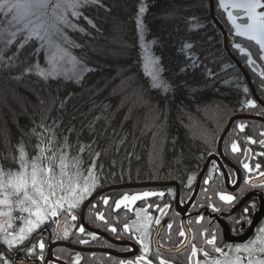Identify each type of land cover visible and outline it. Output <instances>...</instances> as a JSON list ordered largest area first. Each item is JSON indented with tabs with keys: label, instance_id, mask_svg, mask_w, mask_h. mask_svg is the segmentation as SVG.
I'll list each match as a JSON object with an SVG mask.
<instances>
[{
	"label": "trees",
	"instance_id": "trees-1",
	"mask_svg": "<svg viewBox=\"0 0 264 264\" xmlns=\"http://www.w3.org/2000/svg\"><path fill=\"white\" fill-rule=\"evenodd\" d=\"M212 3L215 18L211 13ZM101 4L86 6L82 17L74 21L83 31L67 32L69 39L78 45L70 48V53L92 69L83 79L60 77L45 83L0 76V166L16 170L18 147L23 144L29 156L34 155L38 142L34 132L42 131V123L50 126L58 144L67 139L70 156H79L84 170L95 160L99 179L90 197L103 192L91 202L95 206L89 205L86 209L88 225L106 237L129 240L131 233L124 232L120 217L129 218L136 212L128 213L129 209L123 205L116 210V201L126 194L164 192L163 197L139 200L135 208H147L148 213L152 212V222L159 219V224L164 225L159 238L165 246L178 247L183 243L185 235L181 236L180 232L186 219L192 243L184 252H179V257H185L188 262L194 245L198 250L197 259L203 264L204 251L218 256L205 243L213 234L216 246L224 248L226 244L244 243L256 228L264 225V188L245 184V180H256L258 172L253 169L248 173L243 167V163L252 164L253 168L259 163V171H264V146L260 143L264 140V115L261 114L264 83L234 45L240 43L251 52L257 60L258 71H264V61L259 60V49L254 42L234 34L227 12L233 11L234 16L242 13L221 8L219 0H144V33L156 40L155 51L168 84V91L160 93L151 87L139 63L136 16L141 0H101ZM239 65L248 74L260 100L255 98ZM248 99L255 100L257 107H245ZM232 118L235 120L222 148L234 164L226 167L231 183L237 181V171H241V184L231 193L236 200L227 205L219 199L220 193L229 192L220 165L213 161L196 199L183 216L176 209L174 184L180 186V204L187 205L204 166L218 152L219 138ZM240 124L245 126L243 131ZM233 143L242 145V152H246L243 161L240 150L232 151ZM90 197L74 210L78 219ZM102 198L108 199L107 205ZM252 203L256 206L254 210L250 207ZM210 205L219 211H212ZM246 207L249 211L245 214ZM164 208L165 213L161 211ZM101 214L103 219L98 218ZM245 215L251 219L250 225L241 220ZM201 216L203 219L197 222ZM238 220L241 223H236ZM47 224L48 221L29 235L39 242L37 247L40 240L48 238L41 233ZM111 225H122L114 236L110 234ZM78 229L71 238L75 245L83 238ZM84 233L90 237L88 247H114L102 234L86 228ZM57 254L61 255L60 251ZM10 255L14 259L20 257L17 250ZM88 258L90 264H109L112 259L116 260L102 254Z\"/></svg>",
	"mask_w": 264,
	"mask_h": 264
},
{
	"label": "snow or ice",
	"instance_id": "snow-or-ice-1",
	"mask_svg": "<svg viewBox=\"0 0 264 264\" xmlns=\"http://www.w3.org/2000/svg\"><path fill=\"white\" fill-rule=\"evenodd\" d=\"M90 4L103 6L101 0H0V17L3 18L0 23V51L16 44L17 53H19L20 50L31 45L33 54L41 52L46 54V67H42L39 62H34L25 69L26 73H34L45 82L60 77L76 81L83 79L84 75L92 69L71 55L69 49L78 47V45L69 39L67 32L69 30L83 31L74 21L82 17L83 9ZM219 6L242 13V15L234 16L233 11L227 12L228 20L235 29L234 34L254 42L259 49V60L264 61V11H261L264 10V0H219ZM145 11L146 6L141 3L136 16V27L141 36L144 32L142 17ZM238 19L242 22L237 23ZM88 23L91 21L89 20ZM234 47L242 56L247 57V65L264 83V71H258L257 60L253 59L251 52L242 47L240 43H236ZM66 63L72 65L70 73L62 70ZM150 66L152 86L166 91L168 85L161 81L158 62L154 58L150 61ZM244 92H248L246 87ZM245 107L254 109L257 107V102L248 99L245 101ZM261 114L264 115V109ZM239 127L243 131L245 126L240 124ZM40 128L41 132H34L38 137L34 155L29 156L24 145L21 144L16 157L17 169L5 170L0 166V234H3V243L9 248L22 243L49 219L54 220L62 214L63 219L54 220V222L57 235L67 238L68 229L71 226L69 218L73 221L77 219L74 210L79 208L98 186L99 178L95 172V160L87 170H84L81 158L70 156V146L66 138L63 144H58L55 132L50 126L42 123ZM260 143L264 146V140ZM231 147L233 152L239 151L236 143H233ZM83 151L82 146L80 152L83 153ZM243 167L248 173L253 171L248 163H243ZM260 167L259 163L255 165V170L258 172L256 180H245V184L251 188H264V171H259ZM164 195V192L150 191L131 196L126 194L116 201L115 208L119 209L123 205L125 209H129V206L138 200L147 201L149 197H163ZM102 199L107 205L108 199ZM219 199L227 205H232L236 197L222 192L219 194ZM166 207L168 205H165ZM210 207L214 212L219 211L214 206L210 205ZM250 207L254 210L255 203H252ZM248 211L249 208L246 207L245 214ZM14 212H19L21 215L14 216ZM135 214L137 219L132 222L131 227L141 233L137 239L143 254L135 260L127 261V264H152V261L148 259L149 244L145 243V240L149 235V227L153 218L148 215L147 208H138ZM98 218L103 219V215L101 214ZM202 219V216L199 217L197 222ZM16 220L22 222L18 231L14 228ZM241 220L249 225L252 223L246 215L242 216ZM155 223L159 224L160 220L156 219ZM236 223H241V221L238 220ZM171 227L172 225L169 224L168 228ZM128 229L129 225H125V231ZM243 230L241 227L240 231ZM79 231L84 233L85 228L81 226ZM111 231L115 232L116 229L112 228ZM89 234L93 239L96 238L95 234ZM180 235L184 236L185 232L181 230ZM80 242L87 243L85 240ZM205 243L210 245L212 251L218 256H210L209 252L204 251L203 264H264V225L256 228L253 236L241 244H226L224 248L217 247L215 234L210 239H206ZM39 247L43 251V242ZM197 251L193 245L192 257L197 255ZM0 261H3V264H9L3 255H0ZM121 264L124 262L122 261ZM159 264H167V262L160 259ZM196 264H201V262L197 261Z\"/></svg>",
	"mask_w": 264,
	"mask_h": 264
},
{
	"label": "flooded vegetation",
	"instance_id": "flooded-vegetation-1",
	"mask_svg": "<svg viewBox=\"0 0 264 264\" xmlns=\"http://www.w3.org/2000/svg\"><path fill=\"white\" fill-rule=\"evenodd\" d=\"M238 186L234 188V190H236ZM138 201H136L134 204L129 206L130 210L128 213L136 212V210H133V209L135 208V205ZM176 209H177V206H176ZM82 210L83 208L81 209L80 219L77 218L75 221H73L69 218V225L71 226L68 229L69 235L67 238H61L60 236L57 235L56 223L54 222V220L56 219H54V220L48 221V224L45 225L44 228H42L43 230L41 231V233L48 235V238L46 240H40L44 244L43 251H41L40 247H37L36 245V243L39 244V242H35L33 239V236H28V238L25 239L22 243L14 245L12 248H9L7 245H1L0 255H3L9 261V264H90L87 262L89 260L88 257H90V255L95 256L97 254L112 256L116 259V260L112 259L110 262H108L109 264H117L120 261L121 262L123 261L124 264H127V261L135 260L136 257L143 254L141 251V245L140 243H138V239H137L138 237L141 236V233L138 231H135L131 227L132 222L137 219L136 215L131 216L129 218H125V219H122L120 217V220L122 224L124 225L123 226L124 232H125V225H129V229L126 231V232L131 233L129 240L120 241L121 238H119L118 240L115 238L116 239L115 240L114 235L117 234V232L122 227V225H117V226L111 225L112 226L111 229L112 228L116 229V231L113 232L109 228L110 234L114 236L111 238L104 236L100 232H96L93 230H90V231L91 232L93 231V233L102 234L109 242H111L114 245V247L91 248L90 246L88 247L86 243H79V245H75L73 242H71V238L74 236L76 229H78L81 225L83 226L81 222ZM165 210L166 209L164 208L163 213H165ZM177 211L183 215V213H181L178 209ZM148 215H150L153 218L152 212H149ZM57 218L58 220H61L62 215ZM118 223H120V221H118ZM154 229H156V231H154ZM163 229H164L163 224L162 225L155 224V222H152L149 227V235L147 239L145 240V243L149 244L148 259L152 261V264H159L160 259L165 260L167 264H196V262L198 261L197 255L195 257H192L191 255L188 262L185 261V257L184 258L179 257V252L180 253L184 252L186 249H188L191 246L192 234H191L190 229L189 231L191 234V239H190L189 244L183 250L178 251V252H169L167 250L176 249L179 246L171 247V246H165L163 243H161L159 236L162 233ZM183 230L185 232V241H186L187 233L185 229ZM78 233H80L79 229H78ZM82 234H83L82 240H85L88 242L90 238L89 235L85 233H82ZM46 243L48 244L46 245ZM119 243L124 244L125 246L120 245ZM67 244L74 245L78 247V249L72 248ZM51 246H54V247L50 254ZM117 246H123L124 248L118 249ZM15 250H17L18 254L20 255V257H17V259L16 258L14 259L15 256L13 257L12 255H10V252L15 251ZM57 251H60L61 255H58L59 253L57 254ZM72 252H76V253L73 254ZM87 253H88V256L86 255ZM91 253H94V254H91ZM41 257L43 258L41 259ZM0 264H3V261H0Z\"/></svg>",
	"mask_w": 264,
	"mask_h": 264
},
{
	"label": "rangeland",
	"instance_id": "rangeland-1",
	"mask_svg": "<svg viewBox=\"0 0 264 264\" xmlns=\"http://www.w3.org/2000/svg\"><path fill=\"white\" fill-rule=\"evenodd\" d=\"M141 3L144 4V0H141ZM210 6H211V9H212L213 3ZM261 11H264V10H261ZM213 12H214V8H213ZM142 19L144 21V15H143ZM2 21H3V18L0 17V23H2ZM144 29H145V24H144ZM155 45H156V40L147 38L144 32H143V36H141L139 34V50H140L139 51V63H140V67H141L142 71L146 74V76L148 77V79H149V81L151 83V87L153 89L157 90L158 92L165 94L168 91V88L165 91L162 88H155V87L152 86V80H151V75H150V73L152 72V68L150 66V61L153 58L158 62L159 77H160L161 81H163L164 83L167 84V81H166V79L164 77L163 68H162V66L160 64L159 56H158L157 52L155 51ZM14 54H15V58H14ZM45 59H46V54L43 53V52H41L40 54H33L31 45L26 46L24 49L20 50L19 53H17V45L16 44L10 45L8 48L3 49L2 51H0V76L4 77L6 79L28 78V79H32V80H35V81L45 82L44 80L39 78L34 73H26L25 72V69L28 68L29 66H31L34 62H39L42 67H46ZM62 70L67 71V72L70 73L72 71V65L70 63H66V64L63 65ZM50 80L51 79H49L47 82H49ZM47 82H45V83H47ZM231 121L232 120L230 119L229 124L227 125L226 129L229 127ZM231 127H232V125H231ZM231 127H230V129H231ZM226 129L224 130V132L220 136L219 143H220V139L222 138V136L225 133ZM230 129H229V131H230ZM227 134H226V136H227ZM219 143H218V152L216 154L213 153V154H215V156H213V158L216 159V157H217V158H219L221 160V162L223 164L229 165L220 156ZM222 146H223V143H222ZM238 148L241 151L240 157H242V158L240 160L243 161L245 159V153L246 152L245 153L242 152V150H241L242 145L238 144ZM247 150H249V149H247ZM222 152H223V150H222ZM234 153H236V152H234ZM223 155H224V152H223ZM224 156L226 157V155H224ZM249 167L255 170V168H253L252 164H250ZM204 168H205V166H204ZM203 171H204V169H203ZM203 171H202V173H203ZM237 172H238V179H237V181L231 183V187H228V192H229L228 194L233 193L235 191V190H233V188H236L238 185L240 186V184H241V178L239 180V176L241 177V171L239 170ZM202 173L200 174V176L202 175ZM205 173H206V171L204 172L203 177L205 176ZM203 177L201 178L200 186H201V182H202ZM199 179H200V177L198 178L197 183L199 182ZM200 186H199V188H200ZM195 192H196V190H195ZM195 192H194V194H195ZM194 194H193V196H194ZM193 196H192V198H193ZM192 198L190 199V201L192 200ZM190 201H189V203H190ZM13 215L16 216L15 213H13ZM24 215H26V214H24ZM54 219L58 220L57 217L54 218ZM51 220L52 219H49L48 221H51ZM20 226H22V222L20 220H16L15 223H14L15 230L18 231ZM9 231H13V229H9ZM184 241H183V243H184ZM1 245H6V244L3 243V234H0V246Z\"/></svg>",
	"mask_w": 264,
	"mask_h": 264
},
{
	"label": "water",
	"instance_id": "water-1",
	"mask_svg": "<svg viewBox=\"0 0 264 264\" xmlns=\"http://www.w3.org/2000/svg\"><path fill=\"white\" fill-rule=\"evenodd\" d=\"M211 13H212V16L214 17L213 7H212V9H211ZM214 18H215V17H214ZM215 21H216V23L219 25V27L222 29V31L225 32L224 29H223V27L221 26V24H220L217 20H215ZM225 37H226V35H225ZM225 39H226V41H227V37H226ZM240 68L242 69L244 75L246 76L248 82L250 83V86H251V88H252V91H253V93H254L256 99L260 100V98L258 97V95H257V93H256V91H255V89H254V87H253V84L251 83L250 78H249V76L247 75L246 71L243 69L242 66H240ZM261 102H262V101H261ZM262 104L264 105V102H262ZM234 120H235V119H232V121H231L229 127L226 129V131H225V133L223 134L222 138L220 139V143H219L220 156H221L222 159H224V161H225L226 163H227V161H226V159H225V157H224V155H223V152H222V143H223V140H224L226 134L228 133V131H229L231 125L233 124ZM212 159H214V158H213V157L210 158L209 161L207 162V164L205 165L204 171H203L202 175L200 176V179H199V182H198L197 190H196V192H195V194H194L192 200L190 201V203H189L186 207H184V208L181 207V206L179 205V193H178V196H177V202H176V203H177V208H178V210H179L181 213L185 214V213L187 212V210H188L190 204L194 201V199H195V197H196V194H197V192H198V188H199V185H200L201 178L203 177L204 172L207 170V168H208V166H209V164H210V162H211ZM216 159L219 160L217 157H216ZM219 162H220V164H221L222 167H223V163H222L220 160H219ZM223 168H224V167H223ZM227 182H229L228 177H227ZM94 198H95V197L91 198V199L85 204L84 210H86L87 206L89 205L90 202H92V201L94 200ZM83 213H84V212H83ZM62 219H63V217H62ZM62 219H61V220H62ZM82 221H83V223L85 224V227H87V228L90 229V230H93V231L98 232L97 230L93 229L92 227L86 225V222H85V220H84V216H82ZM183 225H184V229L186 230V233H187L186 241H185L180 247H178V248H176V249H172V250H167V251H169V252H178V251L183 250V249L189 244L190 239H191V234H190L189 228H188L187 223H186L185 220L183 221ZM69 246H71V245H69ZM53 247H54V246H51V247H50V254H51V251H52ZM124 256H125V255H124Z\"/></svg>",
	"mask_w": 264,
	"mask_h": 264
}]
</instances>
